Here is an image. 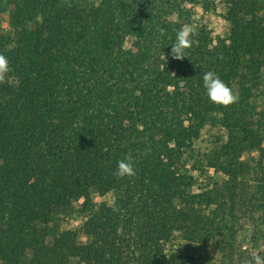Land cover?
Returning <instances> with one entry per match:
<instances>
[{
  "label": "trees",
  "instance_id": "obj_1",
  "mask_svg": "<svg viewBox=\"0 0 264 264\" xmlns=\"http://www.w3.org/2000/svg\"><path fill=\"white\" fill-rule=\"evenodd\" d=\"M76 1L18 0L12 34L0 30L11 68L0 84V264H195L176 242L251 263L229 224H252L253 244L255 224L264 227V109L253 106L263 5L222 0L226 41L200 35L181 60L170 55L179 25L162 21L170 68L151 76L138 68L156 34L148 0ZM127 38L135 57H120ZM207 71L236 103L209 102ZM207 127L222 135L201 155L193 143ZM126 157L135 175L119 178ZM77 202L87 213L79 231H58L55 219Z\"/></svg>",
  "mask_w": 264,
  "mask_h": 264
},
{
  "label": "rangeland",
  "instance_id": "obj_2",
  "mask_svg": "<svg viewBox=\"0 0 264 264\" xmlns=\"http://www.w3.org/2000/svg\"><path fill=\"white\" fill-rule=\"evenodd\" d=\"M18 0H0V30L4 35L9 36L12 34L9 26V18L13 10L15 2ZM64 3H69L71 0H63ZM264 7V0H259ZM99 0H77L75 5L78 7L90 8L97 6ZM149 7L153 13V23L156 26V34L152 39L150 56L143 64H138V68L141 69L147 75H153L160 69H164L170 65L168 61V55L166 51L159 50V25L162 21L173 22L179 25V30L184 28L190 29V39L195 42L196 37L202 35L205 37L211 45L218 42H225L229 33L228 23L224 19V6L222 0H148ZM69 5V4H68ZM140 5V4H139ZM141 6V5H140ZM138 9L140 7L138 6ZM156 14V16H154ZM264 24V10L261 14ZM122 52L126 53L121 56H136L137 51L136 41L134 39H125L122 45ZM165 56V59H164ZM125 58V57H124ZM159 67V68H158ZM170 66L167 67L169 70ZM261 88L254 91L255 96L254 108L257 111L264 109V70L261 72ZM222 131L217 127H207L200 133V137L193 143V148L196 151H200L201 155L213 148L216 144V137H220ZM256 159V157L254 158ZM192 160H188L185 167H189ZM264 164V162H263ZM211 173V171H208ZM196 175V173L194 174ZM201 179V177H200ZM110 200L109 196L105 198H92V204H97L100 201ZM81 202L73 203L71 207L64 214H60L53 224L58 230H74L79 231L84 217L87 213L81 214L80 208ZM257 218V217H256ZM230 237H234L233 240L247 251V255L251 257V263L255 264V256L260 255L264 257V227L257 226L255 228L258 231V242L253 244L250 237L252 234V224H229ZM82 243L85 242L84 238H81ZM171 250L177 251V253H184L187 256H191L194 259L195 264H226L223 260H219L221 255L213 254L212 249L209 246H189L183 242H176L170 247Z\"/></svg>",
  "mask_w": 264,
  "mask_h": 264
},
{
  "label": "clouds",
  "instance_id": "obj_3",
  "mask_svg": "<svg viewBox=\"0 0 264 264\" xmlns=\"http://www.w3.org/2000/svg\"><path fill=\"white\" fill-rule=\"evenodd\" d=\"M190 31V29L184 28L177 32L175 42L170 45V55L173 59H187L185 50L192 45ZM10 72L11 68L7 56L0 53V84L8 82ZM202 81L206 96L212 104L228 107L238 101V94L215 72H205L202 76ZM114 174L119 178L134 176L135 170L131 157H126L124 160L118 161ZM255 264H264V257L256 255Z\"/></svg>",
  "mask_w": 264,
  "mask_h": 264
}]
</instances>
